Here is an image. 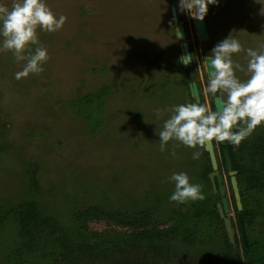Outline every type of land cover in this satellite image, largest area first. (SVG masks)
<instances>
[{
	"label": "rangeland",
	"instance_id": "374dc122",
	"mask_svg": "<svg viewBox=\"0 0 264 264\" xmlns=\"http://www.w3.org/2000/svg\"><path fill=\"white\" fill-rule=\"evenodd\" d=\"M5 2L10 6L11 0ZM171 2H164L166 9ZM122 3L131 8L124 0H48L53 11L67 20L58 31H39L49 56L42 73L18 80L14 73L23 62H16L11 52H0V264H96L88 262L87 253L83 259L68 254L66 260L64 248L47 228L37 240L28 239L19 228L18 215H14V209L26 203L30 215L59 219L69 240L96 242L100 251L105 246L113 249L112 245L131 231L118 220L107 219L106 212L120 210L135 216L155 209L153 217L162 233L176 223L181 229L194 224V219H185V214L192 212L190 206L169 200L174 184L167 178L174 171H184L197 182L205 163L202 148L173 141L168 142L164 154L151 147L155 144L146 146L145 152L138 140L133 141L135 135V139L141 136L144 145L152 139L131 115L130 103L138 98H132L129 60L124 50L116 52L115 37L122 28L118 19L130 11L122 8ZM130 12L136 14L134 9ZM206 18L210 30L208 37L196 44L197 63L200 61L204 72L203 57L232 31L242 44L241 51L232 56L244 69L236 75L246 79V49L264 42V0H220L218 5H209ZM129 36L126 34V48L132 43ZM136 77L139 82L141 77ZM173 90L164 95L165 100L178 99L166 109L186 102L185 91ZM91 93L95 95L87 100ZM164 114L162 123L170 115L168 111ZM258 127L264 128V123L252 132ZM194 151L201 153L199 159L192 158ZM258 198L264 203V193L251 191L248 201L257 203ZM184 207H188L187 212ZM95 212L101 216H93ZM229 213L236 219L233 206ZM205 225L208 227L207 222L201 226ZM215 227L209 229L213 234L209 244L204 240L186 245L179 238L163 236L149 252L161 249L167 261L157 264H232L223 244L216 246L222 243L223 232L219 228L217 233ZM250 227L249 241L264 255V208ZM133 249H113L97 264H121L124 250L140 254L141 249ZM236 249L241 252L240 243Z\"/></svg>",
	"mask_w": 264,
	"mask_h": 264
},
{
	"label": "flooded vegetation",
	"instance_id": "af4514ba",
	"mask_svg": "<svg viewBox=\"0 0 264 264\" xmlns=\"http://www.w3.org/2000/svg\"><path fill=\"white\" fill-rule=\"evenodd\" d=\"M124 1H129L131 4L130 5L131 8H127V5L124 6L123 3L121 5L123 6L122 8H127V10L130 9V11L134 9L136 11V14L129 11L128 16L125 15V13H123L125 16L121 20L118 19L119 20L118 23L122 25V28H120L119 35H116L115 37L117 43L116 52L119 53L120 49H122V51L124 50L129 60L127 67L129 68L128 73L130 77V82H132L130 83L131 91H133L132 98L134 97L138 98V99H132L130 103V112L133 118L136 117L137 124L141 125L142 127L144 126L143 127V129H145L143 130L144 135L148 134L149 135L148 139L150 138L152 139L150 140V143L144 145L143 142L141 143L142 141L141 136H139L138 139H135L136 137L135 135L133 137V141L138 140L139 143L141 144L139 145L146 152V146H150V144L151 145L155 144V146H151L154 148V150L157 148L160 149V147H158L159 145L158 143H160L159 136L156 134L155 129L157 128V131H159L160 128H162L163 123L160 121V119L165 116L164 114L165 111L163 110H165L168 106H170L172 104V101L174 100V99L165 100L164 95H166L170 91L171 92L174 91L173 89H175L176 92L177 91L179 92L182 89L186 93V97H187L186 102H192V100L195 99V101L204 103L209 107H211L212 109H216L215 106L216 96H213L212 94L205 92L207 79H208L207 67L202 59V64L204 68V72H203L200 61L198 63L196 61L197 60L196 56L198 53L196 44L199 45V40L201 39L198 33L197 20L192 19L187 14H182L178 11L177 8L178 0H172L170 5L168 6V9H166L167 8L165 5L166 3H164L166 0H124ZM173 6L175 8L177 20L175 19L174 16ZM137 13L140 14L137 15ZM204 19L209 35V30H210L209 22L206 17ZM179 24L183 25L185 37L179 38L176 33L175 27H178ZM141 25H144V27L140 28ZM194 33L195 35H193ZM126 34L128 36L130 35L129 37L132 38V43L130 42V47L128 48H126L124 45L126 43H129ZM191 35H193V37ZM183 42H186L188 44L189 53L191 54V63L187 65L182 63L183 52L181 45ZM136 75L137 76L139 75V77H141L139 82L137 81V77L134 78ZM167 81H171L172 84H168ZM193 83L197 84L200 100H197L196 97L192 94L191 84ZM104 87L105 86H103V88ZM104 89H106V87ZM137 89H139L140 92H137ZM91 95L86 97L87 100L93 98V95L95 94L91 93ZM211 98L213 99L214 105L211 102ZM158 108L159 109L163 108L161 109L162 113L159 118H157L155 114V109ZM93 111L95 110L93 109ZM89 115L92 116V114ZM146 118L149 119L148 120L149 122H147ZM145 123L147 124V126L145 125ZM173 141L174 140H170L169 142L172 143ZM212 144L216 156L217 168L215 169L213 167L211 155L210 152L206 149V146L201 147L204 155V162H205L204 167L200 172V174H198L197 176L198 181L195 182L194 180H191L194 183H199L200 185H202V191L204 193L205 198L203 200H196V201L189 200L185 204L192 208V212L190 215L185 214V219L188 218L189 221L190 218L194 219V224L191 225L192 227L191 228L183 227V229H181L182 225L176 223L168 227L166 233H162L161 229L157 228L159 223L158 219L153 217V212L155 211V209L142 211L139 215L136 214L134 217L137 216L139 217L142 214L146 216L148 215L145 224L146 232L144 238L142 239V244L145 250L143 251L141 247L136 248L134 246H130L129 251L134 250L133 248L141 249L139 253L144 254L146 252V254L149 257V260H151L150 259L151 255L157 253L159 257L158 263L166 262L167 260L165 261V259H163V254L161 249H158L157 252H153L152 254L151 252H149L151 247L156 245L155 243L162 241L163 236L168 239L179 238L181 243H184L186 245L196 244L197 242L204 243V240L207 241V243L205 244H209V239L213 237V234L210 233L211 230L209 229H213V227L216 226L214 229L216 230L217 233L219 232L218 231L219 228H222V232H223L221 233L222 243H217L216 246L218 247L220 246V244H223L224 246L223 248L228 250L225 241V237L226 236L228 237L229 242L232 244V251H227V252L230 253L232 264H233V259H234V263L237 264L236 253L240 254L242 264H245V259L247 264L251 263L249 255H252V259L254 261L252 252L246 254L244 251V247L252 249L254 245V243L249 241V231L251 230L250 225H252V223L256 219V216H258L260 212H263L264 203H261V201L259 200H257V203H255L254 201H248V196L251 192V189L249 188V186L245 181L243 182L239 181V173L238 170L233 167V162L229 153V148L227 146L228 142L226 141V143L223 144L222 142H216L213 139ZM237 147L238 148L243 147L242 150H240L241 160L243 162H248L250 159L249 158L250 152L256 150L254 165L260 169L259 175L261 176L262 174V176L264 177V128L261 127L257 132L254 133L252 132L247 138L242 140ZM167 148L168 147H166L165 150ZM224 148L228 149V153L232 164V170L235 171L233 174H231V172L226 166ZM163 152L164 154H166L165 151ZM222 152L224 155L222 154ZM161 155L160 156L157 155V159H160ZM166 158H169V156H167ZM207 158H209V161ZM251 163H253L252 159H251ZM208 164H210L211 169L207 171L206 173L207 175L205 177V171L209 167ZM223 170L224 172H226V174L223 172ZM211 173H217L222 175V185L224 186L225 189L224 194H222L221 192L220 184L216 174L214 175L216 187L213 185V182L210 178ZM232 176H234L236 180V187L240 195V202L242 203L241 209L238 208L236 192L233 185ZM260 190L261 189H258L254 192L257 194ZM262 193L264 192L262 191L259 192V194ZM223 197H226L228 199V203H229L228 210L224 209ZM194 203L196 204L195 206ZM219 206L223 208V215L220 212ZM232 206L236 211V219H233V217H231L229 213ZM186 208L184 207L183 209L184 212H187ZM198 209H200V211ZM215 210H217L219 215L218 220L216 219V215L214 213ZM247 210H250L253 213H251L250 216L245 221L244 213L247 212ZM239 211H241L243 216L244 228L247 236V246L245 245L243 239L242 227L238 219ZM179 212H181V209L179 210ZM225 218H229L231 220V225L234 230V242H231L229 238ZM204 221L207 222L208 227H206V225L203 227L201 226L202 223L204 225L205 223ZM213 223H215V226H211L213 225ZM185 226L188 225L186 224ZM129 227L132 230V227L131 226ZM196 232L202 234L204 233L205 237L199 236V234L198 236L195 235ZM185 236H187L189 239H186ZM27 238L29 239L30 236L27 235ZM238 242L242 247L241 252L237 251L236 249L237 244H239ZM93 244L96 246L94 250L93 248L84 249V251H81L79 254L76 253L75 254L83 259L84 254L87 253L86 255H89L88 257H90L88 262L96 263V264L101 262L103 250L102 249L101 251L98 250V245H97L98 243L96 242L91 243V246ZM145 244H147V248L145 247ZM205 244H203L202 246L201 244H199V247L200 248L205 247L206 246ZM100 247L101 246L99 245V248ZM113 249L116 250L117 246H114ZM166 253L170 254V251L169 252L167 251ZM132 254L134 257L141 256L136 252ZM66 260H69V258H66Z\"/></svg>",
	"mask_w": 264,
	"mask_h": 264
},
{
	"label": "clouds",
	"instance_id": "9594fccd",
	"mask_svg": "<svg viewBox=\"0 0 264 264\" xmlns=\"http://www.w3.org/2000/svg\"><path fill=\"white\" fill-rule=\"evenodd\" d=\"M220 0H178L177 8L182 14L196 20H204L209 5H218ZM67 17L57 15L48 4V0H11L10 6L0 0V52H11L16 62H23L16 79L30 74L42 73L48 60V49L41 45L39 31L55 32L60 30ZM176 28L180 38L182 33ZM242 44L232 35V31L207 53L203 62L207 66L208 79L205 88L219 99V107L212 109L208 105L196 102L174 104L164 119L163 126L157 131L160 150L170 140L186 147H204L209 142L227 141L238 146L252 131L264 123V42L256 48L246 49V79L236 75L237 70L244 71L239 63L232 59L240 52ZM183 57L185 65L191 63V54ZM162 113L155 109L157 118ZM175 157V151L171 152ZM201 153L194 151L193 159H199ZM174 184L169 200L176 203L203 200L202 185L191 181L184 171H174L167 178Z\"/></svg>",
	"mask_w": 264,
	"mask_h": 264
},
{
	"label": "trees",
	"instance_id": "16d2710c",
	"mask_svg": "<svg viewBox=\"0 0 264 264\" xmlns=\"http://www.w3.org/2000/svg\"><path fill=\"white\" fill-rule=\"evenodd\" d=\"M192 102H196L195 99L192 100ZM211 102L213 104V99L211 98ZM214 105V104H213ZM222 146V145H221ZM229 148V153L233 162V167L238 170L239 173V181L243 182L245 181L249 188L251 189L252 192L261 189L260 191L264 192V177L259 175V168H257L254 165V160H255V153L256 150H253L250 152V160L252 159L253 163H248V162H243L241 160V155H240V150H242L243 147L238 148L236 145L231 144L228 142L227 144ZM236 146V147H235ZM223 154V152H222ZM224 155V154H223ZM209 161V158H207ZM224 159V156H223ZM208 168L205 171V177L206 173L208 170L211 169L210 164H208ZM259 191V192H260ZM259 192L257 194H259ZM260 201V199L258 198ZM196 204L194 203V206ZM30 210V205L28 203L22 204L19 206V208L14 209V215L17 214V218H19V224H20V229L23 231L24 234L29 235L30 239L37 240V235H41V233L44 232V229H49V231L52 233L53 236H56L57 243L60 244L64 248V253L63 252V257L66 259L68 254H79L81 251H84V249H90L93 248L95 249V245L93 244L91 246V243L88 242L85 239H81L78 241L77 239L72 240L68 239L69 234L68 232L63 228V225H61V222L59 219L52 217V216H40V215H30L29 214ZM200 211V209H198ZM216 215V219L218 220L219 215L217 210L214 211ZM253 213L250 210H247V212L244 213V219L245 221L247 218L250 216V214ZM104 216L107 219H112V220H118L119 223L124 224V225H129L132 227V230L129 232V236L127 238H123L120 243L114 244V246H117L118 250L122 249H129L130 246H134L136 248H142V239L145 236V224H146V218L147 216L142 214L139 217H134L125 214L122 211H117V212H106L103 213ZM93 216L95 217H100L101 215L97 212L93 213ZM83 237V236H82ZM186 239H189L187 236H185ZM69 240V241H68ZM226 241V246L228 247V251H232V244L229 242L228 237H225ZM112 245V247H114ZM111 249L108 246H105L103 251V255H111ZM244 251L246 254L249 252H252L253 258L255 261V264H264V255L258 253V249L253 246L251 248H245ZM129 251L124 250L122 252V259L120 261L121 264H157L159 261V257L156 254L151 255L149 260L148 255L146 252L143 254L141 253L139 257H134L133 254L129 253ZM233 256V255H232ZM233 264L234 259H233Z\"/></svg>",
	"mask_w": 264,
	"mask_h": 264
},
{
	"label": "water",
	"instance_id": "95a60500",
	"mask_svg": "<svg viewBox=\"0 0 264 264\" xmlns=\"http://www.w3.org/2000/svg\"><path fill=\"white\" fill-rule=\"evenodd\" d=\"M173 11H174L175 19L177 20L174 6H173ZM197 27H198V33H199L200 38L201 39H206L208 37V31H207V28H206L205 19L202 20V21L197 20ZM178 28H179V31L182 33L181 37H185V32H184L183 25L179 24ZM181 47H182L183 57H185V59H187L188 58L187 57L188 54H190L189 53V49H188V44L186 42H183ZM191 91H192V94L196 97V99L200 100V95H199L198 87H197L196 83L191 84ZM219 104H220L219 99H217V97H216L215 98V106H216V108L219 107ZM222 143L225 144L226 141H222ZM206 149L210 152L211 159H212V162H213V167L216 169L217 168V163H216V156H215V152H214L212 141L209 142L206 145ZM224 154H225V158H226V166L229 169V171L231 172V174H233L235 171L232 170L231 159H230V156H229L227 148H224ZM215 174L217 175V178H218V181H219V184H220V188H221V192H222V194H224L225 193V189H224V186L222 185V175L221 174H217V173H211L210 174V178H211V180L213 182V185L214 186L216 185L215 178H214ZM232 181H233V185H234L235 192H236L238 208L241 209L240 195H239V192H238L237 187H236V180H235L234 176H232ZM223 206H224L225 210L229 209V203H228V199L226 197H223ZM219 208H220L221 214L223 215V208L221 206H219ZM238 219H239V222H240L241 227H242L243 239H244L245 245L247 246V236H246V231H245V228H244L243 216H242L241 211L238 212ZM225 222H226V227H227V230H228L229 238H230L231 242H234V230H233V227L231 225V220L229 218H225ZM249 257H250V262L252 264L253 263L252 255H249ZM236 262H237V264H242L239 253H236Z\"/></svg>",
	"mask_w": 264,
	"mask_h": 264
}]
</instances>
